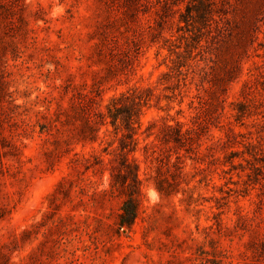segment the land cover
Returning <instances> with one entry per match:
<instances>
[{"label": "rangeland", "instance_id": "obj_1", "mask_svg": "<svg viewBox=\"0 0 264 264\" xmlns=\"http://www.w3.org/2000/svg\"><path fill=\"white\" fill-rule=\"evenodd\" d=\"M159 1L0 0V264H264V0Z\"/></svg>", "mask_w": 264, "mask_h": 264}, {"label": "trees", "instance_id": "obj_2", "mask_svg": "<svg viewBox=\"0 0 264 264\" xmlns=\"http://www.w3.org/2000/svg\"><path fill=\"white\" fill-rule=\"evenodd\" d=\"M171 1V2H170ZM164 6L172 3V0H160ZM233 9V4L228 0H190L184 7L179 21L183 23L177 31L181 37L187 39L191 44L200 45L202 40L213 47L220 45L228 36L230 18L228 11ZM131 114L125 113L120 120L128 126ZM111 123L115 124L117 115L112 114ZM135 216V205L130 200L124 202L119 226H129Z\"/></svg>", "mask_w": 264, "mask_h": 264}, {"label": "clouds", "instance_id": "obj_3", "mask_svg": "<svg viewBox=\"0 0 264 264\" xmlns=\"http://www.w3.org/2000/svg\"><path fill=\"white\" fill-rule=\"evenodd\" d=\"M62 11H63L62 8L57 10V12H62ZM149 197H150V203L152 205H155L156 203H158V196H157V193L155 191H150Z\"/></svg>", "mask_w": 264, "mask_h": 264}]
</instances>
